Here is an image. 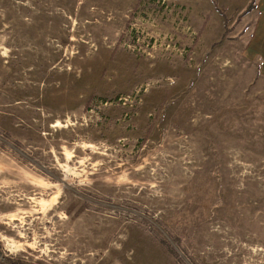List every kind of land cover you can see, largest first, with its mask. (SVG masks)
<instances>
[{
    "label": "rangeland",
    "instance_id": "374dc122",
    "mask_svg": "<svg viewBox=\"0 0 264 264\" xmlns=\"http://www.w3.org/2000/svg\"><path fill=\"white\" fill-rule=\"evenodd\" d=\"M212 17L0 0V264H264V76Z\"/></svg>",
    "mask_w": 264,
    "mask_h": 264
},
{
    "label": "crops",
    "instance_id": "0c3cea01",
    "mask_svg": "<svg viewBox=\"0 0 264 264\" xmlns=\"http://www.w3.org/2000/svg\"><path fill=\"white\" fill-rule=\"evenodd\" d=\"M213 14V22L217 21V29L225 28V19L220 11H224L228 19L227 28H232V36L238 37L245 44L244 55L248 59H257L258 73L264 76V0H255L254 7L244 11L250 0H203ZM216 4V6H215ZM238 19V20H237Z\"/></svg>",
    "mask_w": 264,
    "mask_h": 264
},
{
    "label": "trees",
    "instance_id": "16d2710c",
    "mask_svg": "<svg viewBox=\"0 0 264 264\" xmlns=\"http://www.w3.org/2000/svg\"><path fill=\"white\" fill-rule=\"evenodd\" d=\"M254 3H255V0H250L249 3L247 4L246 8L244 9V11L239 16H241L245 12L250 11L254 7ZM215 6H216V4H215ZM220 13H221V15L224 16V19H225V22L224 23H225V25H227L228 19L225 17L224 11H220ZM174 242L175 243H178V240L177 239H174Z\"/></svg>",
    "mask_w": 264,
    "mask_h": 264
}]
</instances>
